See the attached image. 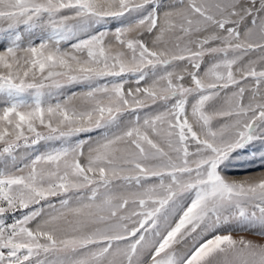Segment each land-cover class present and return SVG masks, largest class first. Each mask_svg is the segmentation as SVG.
Masks as SVG:
<instances>
[{
	"label": "snow or ice",
	"instance_id": "1",
	"mask_svg": "<svg viewBox=\"0 0 264 264\" xmlns=\"http://www.w3.org/2000/svg\"><path fill=\"white\" fill-rule=\"evenodd\" d=\"M0 264H264V0H0Z\"/></svg>",
	"mask_w": 264,
	"mask_h": 264
}]
</instances>
